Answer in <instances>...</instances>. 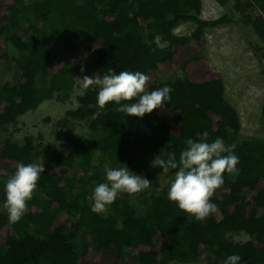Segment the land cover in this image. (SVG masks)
<instances>
[{
  "label": "trees",
  "instance_id": "16d2710c",
  "mask_svg": "<svg viewBox=\"0 0 264 264\" xmlns=\"http://www.w3.org/2000/svg\"><path fill=\"white\" fill-rule=\"evenodd\" d=\"M214 1L264 42V0ZM202 6V0H0V69L14 77L0 84V264H223L231 254L242 256L240 264H264V138L240 136L224 80L202 55L205 31L236 21L229 14L204 20ZM183 23L195 26L188 36L174 33ZM109 69L145 73L149 91L170 85L171 100L143 118L127 117L112 102L98 107V89H84L77 107L56 121L63 141L48 155L27 212L9 223L4 182L18 162H36L40 153L32 137L16 142L4 133L42 102L82 86L83 76ZM261 118L264 128V103ZM76 123L83 124L80 135ZM188 138L236 144L239 172L224 174L211 197L215 214L196 221L167 199L169 183L155 181L156 194L124 193L105 213L91 211L88 185L104 180L96 174L104 166L91 164L95 154L142 175L147 159L168 152L178 158ZM165 175L170 182L174 170Z\"/></svg>",
  "mask_w": 264,
  "mask_h": 264
},
{
  "label": "clouds",
  "instance_id": "9594fccd",
  "mask_svg": "<svg viewBox=\"0 0 264 264\" xmlns=\"http://www.w3.org/2000/svg\"><path fill=\"white\" fill-rule=\"evenodd\" d=\"M148 75L140 71L124 70L117 74L115 70L103 76H83L82 88L98 89L96 101L100 108L112 102L118 107L113 111L143 118L171 100L173 88L165 85L153 91L146 88ZM205 137L207 134L205 133ZM186 147L177 158L174 152L160 154L151 162L152 167L162 168L167 174L174 170L170 179L167 199L196 221H205L215 214L218 205L211 197L224 183V174H237L239 157L235 154L236 144H225L222 138L211 143L188 138ZM119 167L104 166V181L98 183L91 197V211L105 213L109 206L124 193L134 195L148 189L151 182L144 176L129 170L126 164ZM45 172L43 162H18L15 171L4 182L3 207L9 223H17L27 212L28 202L37 189L38 181ZM242 256L228 255L223 264H240Z\"/></svg>",
  "mask_w": 264,
  "mask_h": 264
},
{
  "label": "rangeland",
  "instance_id": "374dc122",
  "mask_svg": "<svg viewBox=\"0 0 264 264\" xmlns=\"http://www.w3.org/2000/svg\"><path fill=\"white\" fill-rule=\"evenodd\" d=\"M202 12L200 17L204 20H214L223 14H229L235 23H231L219 28L205 31V46L202 55L206 57L212 68L219 72L225 84V99L233 107L240 118V136L243 138L263 137L264 128L261 118V106L264 103V42H262L249 26L238 22V15L233 13L230 8L223 9L214 0H202ZM261 12L255 6L253 14L259 15ZM192 23L180 24L174 31L177 35L188 36L194 29ZM161 79L168 78L161 75ZM13 74L5 69H0V84L5 82L12 83ZM84 89L76 85L65 98L56 95L52 100L42 102L34 111H30L21 116L17 123L10 127L6 137L12 141L19 142L24 136H30L34 140L37 152L40 153L36 162L45 163L48 155L63 141L56 121L61 119L65 111L77 107V96L82 94ZM83 124H75V132L82 134ZM154 158H149L144 164V176L153 184L166 185L169 179L162 173V168L152 167L151 162ZM93 165H103L111 167L109 162L100 158L98 154L93 156ZM123 165L115 164L114 167ZM129 170L136 173V169L129 167ZM97 175H104L101 170ZM73 176V175H72ZM100 181L93 180L88 187L92 190ZM101 182H105L103 179ZM150 194H156L154 187L148 188ZM261 213V212H259ZM84 243L89 238L86 234ZM234 241L243 242L247 239L244 235H231ZM170 264H205V263H176Z\"/></svg>",
  "mask_w": 264,
  "mask_h": 264
}]
</instances>
